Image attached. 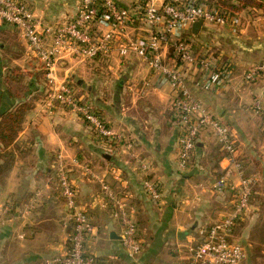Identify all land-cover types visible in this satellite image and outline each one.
<instances>
[{
  "label": "crops",
  "instance_id": "obj_1",
  "mask_svg": "<svg viewBox=\"0 0 264 264\" xmlns=\"http://www.w3.org/2000/svg\"><path fill=\"white\" fill-rule=\"evenodd\" d=\"M22 1L37 18L48 23L73 17L80 3ZM117 1L124 7L143 4V0ZM247 1L254 4L236 13L237 29L204 24L197 36L191 28L186 30L198 43L215 44L217 52L233 66L230 79L218 92L198 89L192 73L188 86L193 96L229 128L238 147L239 161L249 174L260 177V192L261 186L264 189V174L259 173L255 161L264 166V78L246 84L243 76L251 66L264 60V0ZM142 23L135 20L130 24L128 38L148 35ZM14 29L0 22L2 36L12 34ZM20 37L27 56L33 55L21 34ZM167 51L172 59V48ZM35 75L29 80L32 88L21 100H27L32 108L11 145L0 148V264H42L65 252L72 220L59 189L62 170L78 191V204L96 227L88 243L92 254L109 258L113 264H186V246L198 229L220 221L233 207L231 191L213 188L223 175L237 183L236 175L229 174L233 170L215 136L202 132L190 167L181 170V128L175 117L172 88L161 84V78L136 56L120 57L118 47L105 58L62 60L56 71L58 82L74 87L99 110L108 127L122 136L111 152L106 142L72 110L56 108L49 112L42 96L46 79ZM17 102L14 95L2 91V107ZM257 103L261 105L258 112ZM147 179L160 188L159 202L144 191L143 182ZM103 184L126 203L138 226L144 250L136 259L123 249V227L112 215ZM259 210L253 205L246 221L257 223ZM262 219L264 233V214Z\"/></svg>",
  "mask_w": 264,
  "mask_h": 264
},
{
  "label": "built area",
  "instance_id": "obj_2",
  "mask_svg": "<svg viewBox=\"0 0 264 264\" xmlns=\"http://www.w3.org/2000/svg\"><path fill=\"white\" fill-rule=\"evenodd\" d=\"M209 0H143L141 6L124 7L117 0H80L76 14L62 21L48 23L35 16L22 0H0V22L19 29L29 49L41 63L46 73L47 91L44 105L52 112L66 108L78 114L94 133L106 142L108 151L122 136L115 134L95 106L80 96L74 87L58 82L56 71L60 61H81L109 57L118 47L120 57L131 56L144 61L153 74L167 83L176 97L175 117L180 125L179 167H190L198 138L202 132H211L235 174L237 183L223 175L213 186L214 190L233 193L232 210L220 221L201 227L186 246V264H244L245 249L233 240L238 222L250 212L256 188L260 182L257 174H248L239 161L238 147L229 128L196 99L188 86V76H196L195 86L205 92L215 93L224 87L232 75V63L216 50V45L198 43L186 34L193 24L237 29L236 14L210 5ZM139 20L148 35L128 38L130 24ZM105 29V30H104ZM168 47L173 57L168 56ZM264 78V60L245 71L243 80L253 84ZM256 112L261 105H255ZM88 173H91L87 169ZM59 189L68 207L72 231L66 241L64 253L45 260L42 264H113L109 258L92 254L88 248L96 233L86 210L78 204V191L67 173L59 172ZM146 194L155 202L162 199L160 188L147 179L143 182ZM104 197L110 201L112 215L122 224L121 243L127 255L138 258L144 250L138 226L127 211L125 202L119 200L107 184L102 185ZM155 264V263H154Z\"/></svg>",
  "mask_w": 264,
  "mask_h": 264
},
{
  "label": "rangeland",
  "instance_id": "obj_3",
  "mask_svg": "<svg viewBox=\"0 0 264 264\" xmlns=\"http://www.w3.org/2000/svg\"><path fill=\"white\" fill-rule=\"evenodd\" d=\"M16 29H14L13 33L8 36H2L0 33V46L3 47V50L0 51L3 60V65L0 67V100L1 93L4 91L14 95L20 102L25 98L24 94L32 88V84L29 85L30 77H34L36 74L37 76L45 77L46 79V73L37 58L31 54L27 56L20 34L24 40L25 38L21 31ZM194 41L196 42V39H194ZM25 42L27 43L26 40ZM66 60L71 59L69 58ZM47 89L48 88L44 90V95L42 94V96L45 97ZM258 171H260V169ZM247 173L249 174V170H247ZM262 173H264V167L262 168L261 175ZM259 190L260 192L256 188V191L259 192V194L254 195L251 204V207L256 205L260 208L258 212L259 217H256L258 218L256 221L257 223H248L246 218H244V220L238 222L239 227H236L234 231L233 240L241 245L247 254L244 264H264V233L262 232V216L264 214V205L262 204H264V189L261 186ZM155 264L160 263L156 262Z\"/></svg>",
  "mask_w": 264,
  "mask_h": 264
},
{
  "label": "trees",
  "instance_id": "obj_4",
  "mask_svg": "<svg viewBox=\"0 0 264 264\" xmlns=\"http://www.w3.org/2000/svg\"><path fill=\"white\" fill-rule=\"evenodd\" d=\"M208 2L233 14L239 12L243 7L254 4L247 0H210ZM31 108L32 104L27 100L17 102L9 107H2L0 100V148L11 145V140L24 123L25 116ZM97 111L99 112V110ZM255 163L261 173L264 166L259 161H255Z\"/></svg>",
  "mask_w": 264,
  "mask_h": 264
},
{
  "label": "water",
  "instance_id": "obj_5",
  "mask_svg": "<svg viewBox=\"0 0 264 264\" xmlns=\"http://www.w3.org/2000/svg\"><path fill=\"white\" fill-rule=\"evenodd\" d=\"M204 26V22L203 21H199L195 24L192 25L191 30H192V34L194 36H197L198 32L200 31V29ZM107 158L109 159L110 157L107 156Z\"/></svg>",
  "mask_w": 264,
  "mask_h": 264
}]
</instances>
